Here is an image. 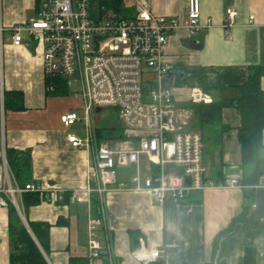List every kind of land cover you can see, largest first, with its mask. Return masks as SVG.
<instances>
[{
  "label": "crops",
  "instance_id": "0c3cea01",
  "mask_svg": "<svg viewBox=\"0 0 264 264\" xmlns=\"http://www.w3.org/2000/svg\"><path fill=\"white\" fill-rule=\"evenodd\" d=\"M125 3H129L132 16L137 14L138 4L181 22L188 15V0H124ZM40 5L41 0H0V164L7 149L19 151L23 176L17 178L8 163L16 182L57 187L65 191L66 198L88 184L94 152L73 148L67 139L68 127L60 120L65 113L84 112L82 99L73 95L46 98L43 46L28 31L22 32L21 45L13 44L11 28L29 22ZM229 8L237 12L230 29L231 39L223 27ZM250 15L255 16L253 24H249ZM201 16L204 24L210 21L207 28L191 36L181 26L170 35L166 46L165 58L172 65V73L164 83L173 90L180 122L188 130H193L197 121L193 109L188 107L194 103L189 97L191 89L199 88L212 100L219 99L221 94L212 91L214 88L241 85L250 65L264 66V0H201ZM261 85L264 89V77ZM6 90L23 91L27 109L5 111ZM84 117L87 119L85 112ZM78 122H82L81 116ZM223 123L231 129L222 137L217 126L205 134L206 174L217 181L243 173L237 110L224 108ZM114 142L117 145H108H127L126 139ZM107 143H98L95 135L96 147ZM142 161L147 163V158L142 157ZM135 170V165L123 167L119 180H130ZM175 173L181 174L182 170ZM64 200L51 202L45 198L25 209L24 194L19 197L26 220L52 224L50 250L43 251L48 264H69L71 256H89L90 264H135L132 253L140 246L141 238L147 245L166 249L165 264H244L247 247L255 249L258 264H264V175L251 197L243 188H213L195 191L184 202L169 197L160 206L147 191H120L103 201L99 199L97 214L91 199ZM245 209L246 217L234 221ZM96 215L105 217V225L97 232L101 256L92 258L89 221ZM9 218V206L0 208V264H10ZM59 219L63 224H58Z\"/></svg>",
  "mask_w": 264,
  "mask_h": 264
},
{
  "label": "built area",
  "instance_id": "2783aa9c",
  "mask_svg": "<svg viewBox=\"0 0 264 264\" xmlns=\"http://www.w3.org/2000/svg\"><path fill=\"white\" fill-rule=\"evenodd\" d=\"M94 0H41L37 15L29 22L15 25L13 44L23 43L22 32L28 31L43 46L44 69L47 77L62 76L83 101L87 122L86 138L69 134L73 148L93 150L94 159L88 171V184L71 192L77 202L89 201L92 195L104 198L114 192L147 191L157 205L164 206L169 197L184 202L191 193L213 188H245L240 176L214 180L207 176L204 165L203 136L188 130L180 122V112L173 90L164 81L172 73L166 61V46L179 27L191 36L208 27L201 16V0H188V15L181 22L176 17L152 13L138 4L137 14L123 16L119 11L93 7ZM236 10L226 11L224 29L231 39ZM255 16L250 15L249 24ZM0 27V64L2 60ZM194 103H210L212 98L199 88L189 94ZM113 108L119 113L127 133V145L113 148L107 144L95 146V134L89 120L93 108ZM61 122L70 127L80 121L77 112L61 115ZM137 142V146L130 144ZM133 145V144H132ZM142 157L147 158L143 163ZM136 166L128 181L119 180L117 167ZM167 165L180 168L181 174L167 172ZM147 171L145 173L144 171ZM27 192L44 194L51 202H60L65 191L33 184L20 185L9 171L8 161L0 164V208L11 203L21 213L19 197ZM255 206V205H254ZM105 225V217L94 216L89 221L90 254L100 257L102 246L97 232ZM163 247L140 246L132 253L135 264H152L165 260Z\"/></svg>",
  "mask_w": 264,
  "mask_h": 264
},
{
  "label": "trees",
  "instance_id": "16d2710c",
  "mask_svg": "<svg viewBox=\"0 0 264 264\" xmlns=\"http://www.w3.org/2000/svg\"><path fill=\"white\" fill-rule=\"evenodd\" d=\"M124 0H98L103 11L114 9L120 11ZM264 77V66L250 65L246 81L238 86L214 88L221 94L219 99L215 98L210 103H190L196 116L195 128L203 136L204 144L206 135L212 127H219L221 137L231 129V126L223 123V110L232 107L237 110L240 116V125L237 128V138L241 146V170L240 182L245 186L244 191L248 196H253L256 186L260 183L264 175V89L261 80ZM45 95L48 97H65L72 95L69 82L62 76L45 78ZM5 111H23L25 107V97L21 90L4 91ZM206 134V135H205ZM98 143L115 139L130 138V133L126 131L116 132V129L101 130L95 132ZM205 152V148H204ZM19 151L13 149L6 150L9 166L17 178L23 176L24 163L20 162ZM221 177L218 180H224ZM71 193L67 194L63 202L69 201ZM44 194L39 192L24 194L25 209L44 200ZM92 207L95 214L99 210L98 195H92ZM9 245L10 264H48L43 253L50 250V233L52 224L43 221H28L31 232L23 223L17 209L9 203ZM26 213V212H25ZM245 209L236 220H243L246 217ZM98 216V215H96ZM58 224H63L59 219ZM258 253L255 249L247 247L245 249L244 264H258ZM69 264H90L89 256L70 257ZM107 264H111L107 261ZM137 264V263H136ZM152 264H165L164 260H158Z\"/></svg>",
  "mask_w": 264,
  "mask_h": 264
},
{
  "label": "rangeland",
  "instance_id": "374dc122",
  "mask_svg": "<svg viewBox=\"0 0 264 264\" xmlns=\"http://www.w3.org/2000/svg\"><path fill=\"white\" fill-rule=\"evenodd\" d=\"M93 7L98 9L99 8V2L98 0H94L93 1ZM123 16H126V17H131L132 16V9L129 5V3H125L122 5V9H120L119 11ZM9 39V35L5 34V41H8ZM71 92H75L77 94L80 95L79 93V87L76 83H74V86H72V89H71ZM73 98H76L74 95L72 96ZM79 116L82 117V122H78L77 124L75 125H72L70 127H68V132L70 134H73V135H76L77 137L79 138H86V125L88 124L87 122V119L86 117H84V112L82 111H79V110H75ZM90 120H91V124H92V128L94 130V132H96V129H101V130H110V129H116V132H120V131H126L125 130V127H124V123L122 121V119L120 118L119 116V113L116 109H113V108H109V107H106V108H103L102 110L100 111H97L96 109H93L91 112H90ZM113 141V142H112ZM115 140H108L106 142H102V143H107V145H117V142H114ZM130 146H133L132 144L129 143ZM205 154V152H204ZM131 168V167H130ZM123 169V167H117V170L120 174V171ZM165 170L167 172H175V171H180L181 172V169L180 168H174L173 166H170V165H167L165 167ZM22 221L24 224H27L28 227H29V224H28V221L26 220V216L23 212V210L21 211V213L18 211ZM30 229V227H29ZM28 229V230H29ZM31 232V230H29Z\"/></svg>",
  "mask_w": 264,
  "mask_h": 264
},
{
  "label": "water",
  "instance_id": "95a60500",
  "mask_svg": "<svg viewBox=\"0 0 264 264\" xmlns=\"http://www.w3.org/2000/svg\"><path fill=\"white\" fill-rule=\"evenodd\" d=\"M99 110V109H98ZM26 225V227L29 229V227H28V225L27 224H25ZM30 230V229H29Z\"/></svg>",
  "mask_w": 264,
  "mask_h": 264
}]
</instances>
